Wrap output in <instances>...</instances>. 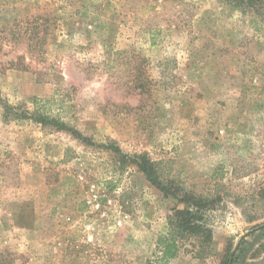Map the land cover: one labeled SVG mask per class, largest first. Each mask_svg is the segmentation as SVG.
I'll return each instance as SVG.
<instances>
[{
	"label": "rangeland",
	"instance_id": "1",
	"mask_svg": "<svg viewBox=\"0 0 264 264\" xmlns=\"http://www.w3.org/2000/svg\"><path fill=\"white\" fill-rule=\"evenodd\" d=\"M259 6L255 18L227 0H0V264H163L157 239L186 206L141 155L207 203L209 238H181L167 264H220L230 249L234 264H264Z\"/></svg>",
	"mask_w": 264,
	"mask_h": 264
},
{
	"label": "trees",
	"instance_id": "2",
	"mask_svg": "<svg viewBox=\"0 0 264 264\" xmlns=\"http://www.w3.org/2000/svg\"><path fill=\"white\" fill-rule=\"evenodd\" d=\"M234 8L242 9V11H249L255 18L260 12L259 4L264 3V0H227ZM4 117L9 118L14 116L16 118H27L28 113L25 111L19 112L17 109L12 108L8 104L3 106ZM32 118L43 125H54L61 130L69 132L75 138L90 143L89 139L86 138L79 130L69 126L65 121L55 116L45 114L38 109L31 114ZM113 148L116 152L120 151L117 146H109ZM137 165L140 167L141 171L147 176V178L156 185L161 191H163L167 196H173L177 198L181 204L186 206L184 209H179L175 211L174 216L171 218V229L167 235L159 236L157 239L156 253L161 254V259L163 264H167L171 259L178 256L180 252V239L187 236H195L200 239L209 238V230H206L203 224L199 223L198 210L207 203L200 198L190 193L183 192L178 186L173 182L164 183L159 174L155 164L152 163L145 155H141L134 159ZM193 207H196L194 212ZM264 228V224L260 226L259 229ZM240 248V246H239ZM237 248V251L239 250ZM237 259V252L231 251V249L223 256L220 264H234Z\"/></svg>",
	"mask_w": 264,
	"mask_h": 264
}]
</instances>
